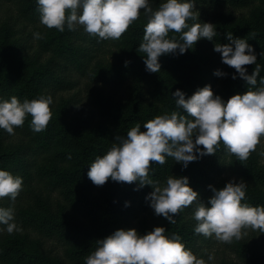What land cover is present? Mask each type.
Listing matches in <instances>:
<instances>
[{
  "label": "trees",
  "instance_id": "obj_1",
  "mask_svg": "<svg viewBox=\"0 0 264 264\" xmlns=\"http://www.w3.org/2000/svg\"><path fill=\"white\" fill-rule=\"evenodd\" d=\"M0 1L13 4L17 11L16 20L0 22V98L16 96L23 101L50 94L56 100V105L50 106L52 116L44 130L33 131L30 115L14 134L0 129V168L23 177V187L15 201L0 198V206L14 208V218L21 229L11 234L0 231V264H64L62 258L49 259L52 250L48 244L52 242L60 245L66 258L79 261L95 250L97 239L119 228L137 225L140 234L148 232L151 225L147 215H154L169 235L179 234L185 246L206 264H264V232L248 228L247 235L230 243L206 237L194 231L196 202L174 214L176 223L171 224L156 215L145 199L153 191L151 185L137 187L136 181L109 178L98 186L87 175L89 164L118 143L116 136H126L136 123L146 131L144 122L153 118L147 104L187 115L175 104L172 93L176 89L184 91L187 98L209 84L214 94L227 101L234 94L261 86L264 0H196V19H189V25L211 22L216 25L217 36L212 40L201 38L183 54L177 50L175 54L161 55L158 73L146 70V54L139 48L148 22L143 10L119 39L105 40L89 34L82 25L74 30L65 26L63 32L46 27L40 23L36 0ZM160 2L152 0L153 9ZM19 19L24 25L18 28ZM35 32H40L42 38H34ZM230 32L253 46L261 65L255 86L247 85L238 74L233 79L236 70L214 50L215 43H229ZM169 36L179 39L180 33L171 31ZM98 52L102 55L98 56ZM245 67L251 74L255 65ZM217 69L227 75H215ZM79 86L88 105L75 92ZM108 90L113 97L128 90V102L122 106L107 95ZM170 158L169 164L150 162L149 175L161 185L171 175L187 176L200 201L207 205L213 195L209 185L219 189L235 178L247 184L242 203L264 205L263 150L256 147L246 160L239 161L221 142L214 154H205L186 168ZM59 196L70 203L73 213L79 211L91 219L98 228L96 240L92 241L78 222L65 220ZM80 242L84 245L77 247Z\"/></svg>",
  "mask_w": 264,
  "mask_h": 264
},
{
  "label": "clouds",
  "instance_id": "obj_2",
  "mask_svg": "<svg viewBox=\"0 0 264 264\" xmlns=\"http://www.w3.org/2000/svg\"><path fill=\"white\" fill-rule=\"evenodd\" d=\"M36 4L40 23L46 27L63 32L65 26L74 30L82 25L89 34L105 40L119 39L143 10L148 22L139 48L146 54L143 58L149 72L161 71V55L175 54L177 50L183 54L201 38L212 40L217 36L216 25L211 22L189 25V19H196V0H161L156 9L152 0H36ZM171 31L180 33V38L170 37ZM33 35L42 38L40 32ZM227 39L229 43H215L214 50L236 70L232 78L238 74L247 85H257L261 65L253 46L245 38L233 37L231 32ZM248 64L255 65L251 74L245 67ZM214 74L227 75L219 69ZM260 85L234 94L227 101L214 94L209 84L187 98L184 91L176 89L172 93L175 104L187 115L176 110L157 115L144 122L146 131L136 123L126 136H116L118 143L89 164L88 177L98 186L109 178L117 182L136 181L137 187L151 185L153 191L145 199L156 215H162L171 224L176 223L174 214L196 202L194 231L206 237L230 243L247 235L248 228L264 232V205L242 203L247 190L243 180L236 182L233 178L219 189L209 185L213 195L206 205L187 176L171 175L161 185L149 175L150 162L163 165L167 157H172L186 168L189 162L214 154L221 142L239 161L246 160L264 137V76H260ZM52 104L50 94L23 101L16 96L0 98V129L14 134L15 128L22 126L30 115L33 131H42L51 119ZM22 187L23 177L0 168V198L15 201ZM14 216V208L0 206V225L4 226L0 231L11 234L21 230ZM96 244L85 264H206L185 246L179 234L169 235L164 226H155L145 234L135 228H119L97 239Z\"/></svg>",
  "mask_w": 264,
  "mask_h": 264
},
{
  "label": "rangeland",
  "instance_id": "obj_3",
  "mask_svg": "<svg viewBox=\"0 0 264 264\" xmlns=\"http://www.w3.org/2000/svg\"><path fill=\"white\" fill-rule=\"evenodd\" d=\"M7 19L8 20H12V21L17 19L16 8H15V6L13 4H8V3H5L3 1H0V22H3L5 20H7ZM23 25L24 24L22 23V20L19 19L17 21V27L19 28V27H22ZM27 30H30V28L27 27ZM31 41L34 42V39L31 40ZM34 46H36V42H34ZM97 54H98V56L102 55L100 52H98ZM79 89H80V86L78 87L77 90H75V92H78V96L82 97V103L88 105V102L85 99V94L83 92L79 91ZM73 92H71V93H73ZM128 94H129L128 90H122V91H119L117 94H114V97H113L111 92L109 90L107 91V95L110 96L112 99L113 98L116 99V101L120 102L122 106H124L128 102L127 101ZM53 105H56V100L53 101ZM147 108L151 109V112L153 114V118L156 117L157 115H163L165 113L170 114L161 105H151L150 106L149 104H147L146 109ZM256 147L261 149V150H263L262 162L264 163V137L261 138L260 143ZM171 160L172 159L170 157H167L166 158V162L164 164H169V162ZM153 163H155V162H153ZM172 163L174 164L175 161L173 160ZM176 163H179V165H181L180 162H176ZM172 165H171V168L174 169ZM222 176H224L226 178H229V179L233 178V176L231 174H228V173H223ZM58 198L61 201L60 204L65 207V209H62V212L66 213V215L64 217L65 220H72L74 222H78L80 227L82 229H84L85 232L91 237V240L93 241V238L96 240L97 239V234H98V228L93 225V223L91 222V219L88 218V217L82 216L79 211H77V213H73V209L70 207V203L65 199V197H62V199H61V197L59 196ZM152 210L154 211V209H152ZM147 222H148V225H151L149 227V231H151L155 226H161L159 221H157L155 219L154 215L153 216L147 215ZM134 227L138 230L137 225H134ZM82 245H84L83 242H80V243L76 244L77 247H80ZM46 247H47V245H45V248ZM48 249L52 250V253L49 254V259L50 260L54 261L56 259L55 257H58L60 259L62 258L63 261L65 262L64 264H85V258L91 254V252L89 251V253L86 256H84L83 258H81L79 261H71V259L66 258L64 256V251L60 247V245H56L54 242H52V244H50V243L48 244ZM56 253L59 254V255L56 256ZM216 253L219 256H221V252L217 251ZM226 256L229 257L230 255L227 254Z\"/></svg>",
  "mask_w": 264,
  "mask_h": 264
}]
</instances>
